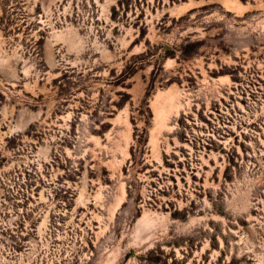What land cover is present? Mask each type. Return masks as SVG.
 Here are the masks:
<instances>
[{"label": "rangeland", "instance_id": "rangeland-1", "mask_svg": "<svg viewBox=\"0 0 264 264\" xmlns=\"http://www.w3.org/2000/svg\"><path fill=\"white\" fill-rule=\"evenodd\" d=\"M0 264H264V0H0Z\"/></svg>", "mask_w": 264, "mask_h": 264}]
</instances>
